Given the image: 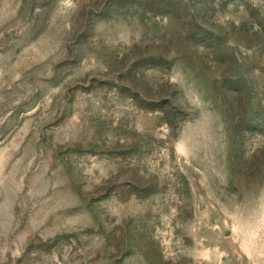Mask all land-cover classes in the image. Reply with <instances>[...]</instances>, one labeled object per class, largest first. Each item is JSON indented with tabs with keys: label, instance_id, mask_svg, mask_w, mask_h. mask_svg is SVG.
Returning a JSON list of instances; mask_svg holds the SVG:
<instances>
[{
	"label": "rangeland",
	"instance_id": "374dc122",
	"mask_svg": "<svg viewBox=\"0 0 264 264\" xmlns=\"http://www.w3.org/2000/svg\"><path fill=\"white\" fill-rule=\"evenodd\" d=\"M0 264H264V0H0Z\"/></svg>",
	"mask_w": 264,
	"mask_h": 264
}]
</instances>
